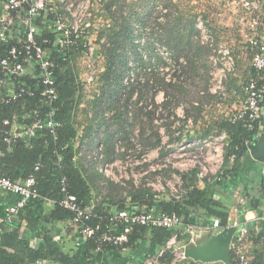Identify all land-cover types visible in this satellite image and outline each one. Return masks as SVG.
Instances as JSON below:
<instances>
[{
    "label": "trees",
    "instance_id": "1",
    "mask_svg": "<svg viewBox=\"0 0 264 264\" xmlns=\"http://www.w3.org/2000/svg\"><path fill=\"white\" fill-rule=\"evenodd\" d=\"M117 2L118 0H114L107 3L106 13L109 10L111 17L107 14L111 22L120 21L118 18L120 17L121 28L118 31L103 29L98 39V42L100 38L106 39V42L101 44L100 52L108 62L102 76L103 90L106 89L104 94L109 96L107 97L109 100L113 98L117 100L122 90L126 88L122 84L125 76L118 74L122 66L125 70L126 68L129 70L127 64L130 57L127 56L126 50L130 48L134 54H137V45L133 40L130 23L125 20L123 23V16L117 15V10H121L118 7L121 2ZM115 4L117 9L113 11L112 7ZM27 8L28 6H25L19 11L12 12L15 18L11 29L13 33L7 34V41H0V60L7 55L10 48L20 46L17 34H22L24 29L18 26V23ZM3 14V0H0V19ZM165 17L167 28L159 25L163 26L165 33H170L171 26L179 24L180 16L166 14ZM54 19V13L43 11L34 18V24L38 29L37 39L47 51L49 59L57 65L54 69V79L58 98L49 103L47 98L43 97L46 86L41 81L38 67L33 65L25 74L11 78L0 90V178L24 182L34 177L35 189L40 195L38 199L29 200L26 206L13 216L11 222L4 221L0 238V264H143L149 258H156L174 235H177L179 243H186L189 238L185 234L188 225L206 226L219 220L221 226L226 227L231 222V206L222 193L232 194L233 191L230 190L235 189L238 183H241L246 175L248 176L249 162L253 160L258 162L251 157L248 149V145L258 139L257 128L250 130L246 119L232 121L229 118H222L208 125V129L207 127L202 129L200 134L203 136L215 130L225 131L229 136L222 173L215 176L211 182L205 181L204 186H200L198 182L197 170L182 174L187 193L180 202L160 198L146 187L130 188L127 191L126 188L105 179L85 155L87 151L92 152L96 144L95 128L91 126L94 121L89 115V106L93 104L96 107L95 112L99 113V119L96 121L98 125L103 118L102 104L106 100L105 97H100L95 101H87L88 94L80 81L78 68V60L82 56L80 41L78 40L74 47H61L58 43L59 34L53 28ZM197 44L208 56L207 47L199 42ZM243 50L250 59L249 52ZM234 54L236 56V53ZM174 58L177 61L180 59L177 56ZM250 66L251 71L245 82L240 84L239 77H236L232 86H228L237 96L242 95L243 86L250 79L258 81L259 85L264 81V71L259 72L254 69L251 60ZM21 90L25 92L13 99L12 96L21 93ZM85 104L87 107L84 106ZM262 106L264 107V100ZM192 108L199 112L197 113L199 117L202 108L194 106ZM35 112L38 113V118L45 127L32 137L7 143L5 141L7 132L14 127L22 129L31 126L35 120ZM188 112L193 113L190 110ZM50 118L56 124L54 129L46 127V122ZM6 122L8 124H5ZM107 143L111 152V135ZM84 145L86 149L83 148ZM233 155L235 159L230 161ZM63 180L68 192L76 196L77 202L83 209L93 207L89 218L83 219L76 225L72 224L74 213L60 205V201L64 198ZM256 186V190H242L246 200L244 204L238 205V213L240 221L244 223V215L248 210L262 214L260 211L264 208V179ZM99 189H106L107 193L104 198L96 201L95 190ZM124 191H127L126 195ZM0 192L4 191L0 190ZM9 194L12 199L9 202H2L4 206L1 217L6 216L7 208L19 199L11 192ZM135 208L156 215L176 214L183 220V225L174 229L135 225L128 235L129 241L124 245L119 247L108 242L101 243L100 238L106 232L111 231L119 235L125 228L122 223H118L116 227L111 222V217L118 210L132 212ZM245 224L249 230V240L254 246L249 252L252 264H264V227L256 231L254 225ZM86 226L94 229L98 227V230L92 237H85L82 231ZM98 247L101 248L100 251ZM122 251L129 252L124 254ZM173 259V251L166 249L159 258V264H171ZM232 263H234L233 254ZM179 264L203 263L185 259Z\"/></svg>",
    "mask_w": 264,
    "mask_h": 264
},
{
    "label": "built area",
    "instance_id": "2",
    "mask_svg": "<svg viewBox=\"0 0 264 264\" xmlns=\"http://www.w3.org/2000/svg\"><path fill=\"white\" fill-rule=\"evenodd\" d=\"M109 0H3L4 14L0 19V41H7V34L11 31L15 18L12 12L28 6L25 15L21 16L19 25L24 29L19 37L20 46H13L9 49L7 55L0 60V90L7 85L13 77H19L26 73L31 65L38 67L42 83L46 86V91L42 94L49 103L58 98V92L55 88L54 69L56 63L49 59L47 51L37 39L38 29L34 24V18L40 13L52 12L55 14L53 28L59 34L58 43L61 47H74L78 40L80 41L82 56L78 60V68L80 72V81L84 85L85 91L96 84L98 75L104 71V56L101 54V44L106 42L105 38H100L101 31L109 26L110 21L106 17V5ZM210 10L207 17L212 22L213 19L222 20L229 12H233L236 17L234 29L240 38V44L245 46L244 49L249 52L251 65L257 71H264V0H208ZM113 11L117 9L115 4ZM214 11V12H213ZM166 13L167 10L164 9ZM209 19L204 15H199L196 22L198 42L207 47L208 67L210 68L209 83L207 87L200 92L201 100L211 99L212 103L203 101H194L192 106L202 108L200 116H193V113L185 110V105L180 104L179 107L165 111L163 105L157 106L153 102L147 103L144 109L155 113L154 122L162 127L164 135L163 145L168 150V162L159 164L154 163L148 153H143V147L136 139H132V146L127 148L123 145L118 132L116 131L115 117L116 112L113 109H106L100 126L106 133H112V159L107 158V145L102 138H105L102 131L100 138L95 139V148L92 152L87 151L86 157L95 166V169L102 176L112 182L127 186L133 183L135 187L145 185L150 188L160 198L173 199L182 201L187 193L185 182L182 174L174 175L175 182L164 177L167 165L175 166L177 163H185V165L193 164L194 168L190 169L198 171V182L200 186H204L205 181L211 182L218 174L222 173L223 165L226 159V149L229 146V136L225 131H214L206 138L197 133L195 125L209 115V111L216 108L220 102H225L235 93L229 90L227 83L229 79L237 71V58L235 56L234 46L228 40H221L222 37L216 35L210 25ZM163 19L159 21H163ZM97 42V44H96ZM155 51H158L168 62L166 70L162 75L166 82L177 83L182 80L180 76V65L186 63L185 59L174 61L172 55L163 45H156ZM100 47V48H99ZM178 62V63H176ZM187 64V63H186ZM177 65V66H176ZM21 93L14 94L12 97L16 99ZM88 93V92H87ZM239 97L238 109L235 113L227 118L232 121L246 119L250 130L255 127L258 130L259 138L264 132V81L259 85L258 81L250 79L243 86L242 95ZM168 99L165 98V102ZM8 102L10 99L7 100ZM143 103H141V106ZM143 107V106H142ZM189 114H188V113ZM51 117V116H50ZM222 119V118H220ZM220 119L216 120L219 121ZM104 121V123H102ZM109 123L113 124L110 126ZM46 127L54 129L55 123L50 118L46 122ZM5 124H8L6 122ZM45 125L38 118L35 112V120L32 125L26 128H12L7 132L5 141L11 143L16 139L32 137ZM110 130V131H109ZM202 129H200V132ZM86 149V146L83 147ZM194 148L196 153L200 155L188 153V149ZM173 151L178 154L172 155ZM205 152V154H203ZM80 155L83 156L82 153ZM235 156L230 157V161H234ZM206 163V166L204 165ZM207 165L215 166L210 168L212 177H207ZM188 170V169H186ZM264 175V166H263ZM173 179V178H172ZM174 181V179H173ZM36 181L34 177L28 178L24 182H14L10 178H0V190L11 192L19 197L17 202L7 208L8 219H11L22 208H24L29 200L38 199L40 195L35 189ZM62 191L64 198L60 201L61 207L74 213L73 225L78 224L83 219H88L92 214L93 207L83 209L77 202L76 196L70 194L67 190L65 180L62 181ZM240 204L245 203V199H241ZM111 222L116 225L122 223L125 225L123 233L117 235L111 231L106 232L102 238V242H108L115 246H122L129 241L128 235L135 225L145 226L147 228L161 227L166 229H174L183 225V220L176 214L160 213L158 215L149 211L118 210L112 217ZM5 220L0 218V238L2 234V225ZM9 221V220H7ZM247 223V222H245ZM244 222L235 220L222 227L219 220H215L212 224L197 227L188 225L185 234L189 236L188 241L184 244L179 243L177 235H174L166 243L165 249H162L156 258H149L143 264H159V258L162 257L166 249H171L174 259L171 264H179L184 261V248L186 244H194L199 241L205 234H216L225 228L236 227L237 234L232 243V254L234 263L232 264H252V258L249 254L250 240L248 237V227ZM248 224V223H247ZM98 230L86 226L82 234L85 237H92ZM59 237H57L58 239ZM100 251L101 248L98 247ZM44 264V263H38Z\"/></svg>",
    "mask_w": 264,
    "mask_h": 264
},
{
    "label": "rangeland",
    "instance_id": "3",
    "mask_svg": "<svg viewBox=\"0 0 264 264\" xmlns=\"http://www.w3.org/2000/svg\"><path fill=\"white\" fill-rule=\"evenodd\" d=\"M111 1L114 0H109L108 3ZM179 1L180 0H177V3ZM118 2H121L118 4V7H120L121 10H117V15L123 16V23L124 20L130 23L129 26L132 28L133 40L137 45V54H134L130 48L129 50H126L127 56L130 57L127 64L129 70H127L128 68L125 70L122 66L118 71L119 75L123 74V76H125L122 84L126 88L124 90L121 89V96H118L117 100L114 98L109 100L107 98L109 96L104 94L106 89L103 90L104 80L102 74L106 71L105 66H107L106 63H108L106 60L103 62L104 71L98 75L96 84L88 88V97L90 100L92 99V101H95L100 97H105L104 100H106V109H113L114 111H117L115 117V123L117 125L116 131L118 132L120 139H122L125 147L130 148L132 146V139H136L143 147V153L147 152L154 163L163 164L168 162L167 158H169V153L163 145L164 135L162 134V127L159 126L158 123L154 122L156 117L155 113L144 109V107L147 103L149 104L150 102H153L155 106L159 103V105L164 106L165 111H169L171 108L174 109L179 107L180 104H183L185 105V110L192 111L193 116L196 117L199 112L192 108V103L194 101H203L200 98V92L207 87L210 76V68L208 67L207 62L208 56L206 52L201 50L197 44V32L195 23H193L195 15L194 12L192 13L191 9L186 12L191 18L183 16V20H180L181 17H179L177 13L174 14L179 17V24L176 26L170 25L172 27L171 32L165 33L162 29L163 26L160 25H164V27L167 28L168 23H166V21H159V18L160 20L163 19V15L166 14L164 9L171 5L170 0H118ZM107 13L109 14V17H111L109 10ZM107 13L105 15L109 20ZM118 18L120 21L117 22H111L110 19V27L107 26L104 30L111 31L114 29L118 31L119 28H121V18ZM232 32L235 35V32ZM220 37H222L221 40H227L225 36ZM233 38L236 41V45L239 44V38L238 40L237 37L233 36ZM157 44L163 45L172 55V64H175L174 61H177L176 58H174L175 56L180 59H185L187 63L183 64V66L180 65L178 70H180L182 80H179L175 84L166 82L162 75V72H164L168 66V62L161 55L162 53L159 51V46H156ZM156 47L161 54L158 51H155ZM236 57L238 59L239 67L236 71V75H233L229 79L227 86H232L236 77H239L238 80L241 81L239 82L240 84L245 82L251 71L250 59L247 53L239 49L237 50ZM239 83L237 82V84ZM165 98L168 99L166 102L164 101ZM203 102H210L211 104L212 100L205 99ZM141 103H143V107L141 106ZM84 106L87 107L86 104ZM91 106L93 109H91ZM91 106H89V115H91L90 117L94 121L91 126L95 128V139L97 140L100 138L99 134L102 131L105 136V138L102 139L107 145V158L112 159L114 154L112 151H109L110 146L108 148L107 143L112 133H105V130L103 131L100 126V122L96 125V121L99 119V113L95 112L94 109H96V107H94L93 104ZM103 110H105L104 105ZM215 113H217L215 110H213V112L209 111V115H214ZM96 117L97 119L95 120ZM102 123H104V121ZM108 125L110 129V126L113 124L108 121ZM207 136L202 135V137L205 138ZM189 152H193L192 154L195 155L201 154L196 153L194 148L188 149V153ZM174 154H178V151H173L172 155ZM203 154H205V152ZM203 156L204 155L202 154L200 155L201 158ZM204 165L206 166V163H204ZM167 166L168 168L165 169L163 174L167 179H171L173 184L175 182L174 175L178 176V174L183 172H190V169L194 168L193 164L185 165V163L180 164L176 161L175 166ZM211 167L215 168V166L207 165L206 171H204L205 173L207 172L208 178L213 175L210 172ZM114 184L126 188L127 191L130 188L140 189L146 187L145 185H141L137 188L131 182L128 183L127 186H122L115 182ZM127 191L123 192L124 195L127 194ZM106 193V189H99L98 191L95 190L96 201L104 198Z\"/></svg>",
    "mask_w": 264,
    "mask_h": 264
},
{
    "label": "crops",
    "instance_id": "4",
    "mask_svg": "<svg viewBox=\"0 0 264 264\" xmlns=\"http://www.w3.org/2000/svg\"><path fill=\"white\" fill-rule=\"evenodd\" d=\"M170 3L171 5L167 6L166 8L167 10L166 14H169L172 16L177 13V15L181 17L180 18L181 20L183 16H186L187 18H191L186 13L191 9L192 13L194 12V15H195V17L193 18L194 23H195V28H196L197 18L199 15H204L206 19H209L207 17V13L211 9L214 10L213 8L210 7V3L208 2V0H180L178 3H177V0H170ZM166 14L163 15L164 22L166 21L165 19L166 17H164ZM210 23H211L210 25L213 28V31L216 32L217 36L219 37L225 36L226 39L230 41V43L234 46L235 53H237V50L239 49L244 51L243 50L244 47L243 45L240 44L241 43L240 40H239V44L236 45V41L233 38V36L237 37V40L239 38L236 35L235 29H234V25L236 24V17H235L234 11L229 12L228 15L224 19L216 20V21L215 19H213L212 22L210 21ZM18 26H20L19 23H18ZM232 31L235 32V35ZM196 32H197V28H196ZM230 91L235 93V91L233 90H230ZM86 99L87 101H92V99L90 100L88 96L86 97ZM238 104H239V97L236 95V93L232 95L229 100L218 103V105H216V108L214 109L215 111H217V113H215L214 115L210 114L208 115L207 118L205 117V119L202 118L199 121V123L195 125V129L197 130V133L200 134V129H205L206 127L208 128V125L212 124L214 121L220 118H227L228 116L233 115L235 111H237L238 109ZM249 164H250V168H249L250 170H249L248 176L246 175L243 181L241 183L239 182L238 186L235 187V189L233 188V190H230V191H233L232 194L225 192V191H224L225 193H222L225 199L228 201L229 206H231V220L232 221H235V220L240 221V217L238 213L239 211L238 205H240L239 202L241 199H245V197L243 196L242 190L243 191H246L245 189L256 190V187H257L256 185L258 184V182L261 183V180L264 179V175H263L264 164H260L258 162H255L254 160L250 161ZM10 196L11 195L9 194V192H6V191L0 192V218L6 221L9 220L8 222H11V219L13 217L11 219H8L7 213H6V216L4 217H1V215H2V208H3L2 206H4L2 202H6V201L9 202L10 199H12ZM260 212H262V214H259L258 212L254 210H248L244 215V221L251 225H254L256 228V231L260 229L261 227H264V208H261ZM197 227H203V226H197ZM25 234L27 233L25 232ZM205 236H207V234H205L204 237ZM250 239H251V236H250ZM253 247H254L253 243L250 240L249 252L251 251V249H253ZM122 252L124 254H127L129 251H126V252L122 251ZM211 264H216V263H211Z\"/></svg>",
    "mask_w": 264,
    "mask_h": 264
},
{
    "label": "water",
    "instance_id": "5",
    "mask_svg": "<svg viewBox=\"0 0 264 264\" xmlns=\"http://www.w3.org/2000/svg\"><path fill=\"white\" fill-rule=\"evenodd\" d=\"M253 159L264 164V132L256 142L248 145ZM237 234L236 227L225 228L216 234H209L194 244H186L185 258L203 264H232V243Z\"/></svg>",
    "mask_w": 264,
    "mask_h": 264
}]
</instances>
